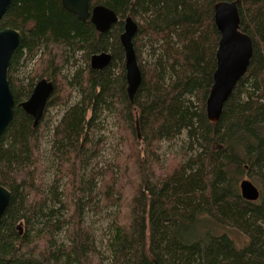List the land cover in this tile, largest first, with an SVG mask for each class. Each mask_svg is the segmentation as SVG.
Instances as JSON below:
<instances>
[{
  "label": "trees",
  "instance_id": "obj_1",
  "mask_svg": "<svg viewBox=\"0 0 264 264\" xmlns=\"http://www.w3.org/2000/svg\"><path fill=\"white\" fill-rule=\"evenodd\" d=\"M233 1L253 56L211 123L205 104L220 38L214 6ZM89 6L112 10L118 23L99 34L61 0H14L0 20V31L22 35L7 71L15 114L0 137V185L11 194L0 220V264H264V0H90ZM127 16L138 26L133 47L142 76L132 104L119 41ZM102 52L111 55L110 65L91 70V56ZM77 56L85 69L65 74ZM42 79L54 90L33 127L17 106ZM73 93L79 100L69 105ZM57 106L66 108L51 129L54 173L46 185L44 116ZM104 115L113 121L117 149L92 167L104 149ZM183 136L180 153L162 162L161 145ZM245 177L259 190L256 202L240 196ZM89 213L108 218L104 248L87 224ZM201 217L240 232L248 244L236 249L221 234L191 238Z\"/></svg>",
  "mask_w": 264,
  "mask_h": 264
},
{
  "label": "water",
  "instance_id": "obj_2",
  "mask_svg": "<svg viewBox=\"0 0 264 264\" xmlns=\"http://www.w3.org/2000/svg\"><path fill=\"white\" fill-rule=\"evenodd\" d=\"M13 1L0 0V20ZM89 2L90 0H61L62 7L78 20L84 22L89 20L97 33L107 34L118 23L117 15L104 6L90 9ZM214 24L220 38L216 51L213 84L205 104L206 117L211 123L219 121L224 104L237 83L247 73L253 56L252 40L240 29L238 1L217 3L214 6ZM137 32V24L127 16L123 21V32L119 36V41L124 53L126 92L131 104L142 82L133 47V39ZM21 41L22 35L14 29L0 31V137L5 133L15 114L16 106L10 91L7 71L11 57ZM111 60V55L105 52L93 55L90 58V68L93 71H100L109 66ZM53 90V83L42 79L36 83L30 97L17 106L33 119V127H37L42 119ZM136 130L140 139L137 122ZM239 191L241 198L247 202H256L260 196L258 188L246 179L240 181ZM10 197V191L0 185V220L9 207Z\"/></svg>",
  "mask_w": 264,
  "mask_h": 264
},
{
  "label": "rangeland",
  "instance_id": "obj_3",
  "mask_svg": "<svg viewBox=\"0 0 264 264\" xmlns=\"http://www.w3.org/2000/svg\"><path fill=\"white\" fill-rule=\"evenodd\" d=\"M38 57L34 59V61H30L26 67H23L19 71V77L22 78L27 76L29 72L33 69L35 63L37 62ZM77 64L75 66H68L66 68L65 74L74 73V71L78 68L85 69L86 64L80 58V56L76 57ZM90 66V62H89ZM79 97L76 93H73L69 102V105L75 104L78 102ZM64 106H57L50 108L48 113L44 116L45 123L48 124V129L45 132L44 139L41 143V150L43 154L44 164L46 167L45 172V183L49 185L52 181V176L54 170L51 169V158H50V150H51V129L57 125L59 120L61 119L64 111ZM100 136H102L104 141V149L101 153V156L97 159V161L93 162L92 167L97 166L98 168L102 167L107 161H110L113 156L114 152L117 149V136L115 135V128L113 126V121L110 117L104 115L100 121ZM184 142V136L174 142L171 143H163L160 147L159 156L162 162L168 159L172 154H179L182 148V144ZM98 163V164H96ZM243 179L250 180L249 178L245 177ZM202 219V220H201ZM86 221L88 225H91L93 230H95V236L99 246L104 248L106 238V228L109 223L108 218L105 214H95L89 213L86 216ZM226 235L234 244L236 249H242L245 245L248 244V239L241 234L232 229L222 228L215 224L207 217H201L200 222L196 225L193 233L191 234V238H205L206 235Z\"/></svg>",
  "mask_w": 264,
  "mask_h": 264
},
{
  "label": "bare ground",
  "instance_id": "obj_4",
  "mask_svg": "<svg viewBox=\"0 0 264 264\" xmlns=\"http://www.w3.org/2000/svg\"><path fill=\"white\" fill-rule=\"evenodd\" d=\"M92 57V56H91Z\"/></svg>",
  "mask_w": 264,
  "mask_h": 264
}]
</instances>
